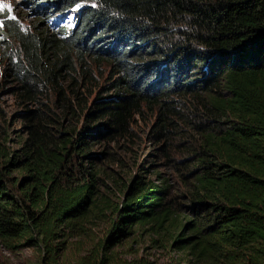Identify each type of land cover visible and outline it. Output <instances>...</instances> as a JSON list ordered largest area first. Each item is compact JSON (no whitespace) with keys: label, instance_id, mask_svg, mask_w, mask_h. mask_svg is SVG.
Returning <instances> with one entry per match:
<instances>
[{"label":"trees","instance_id":"obj_1","mask_svg":"<svg viewBox=\"0 0 264 264\" xmlns=\"http://www.w3.org/2000/svg\"><path fill=\"white\" fill-rule=\"evenodd\" d=\"M26 1L37 20L0 31V242L36 264H157L117 251L144 241L264 264V0H50L77 6L56 29Z\"/></svg>","mask_w":264,"mask_h":264},{"label":"rangeland","instance_id":"obj_2","mask_svg":"<svg viewBox=\"0 0 264 264\" xmlns=\"http://www.w3.org/2000/svg\"><path fill=\"white\" fill-rule=\"evenodd\" d=\"M44 4L48 9V16L43 17L42 20L48 24L50 28L56 29L60 25L70 26L72 20L77 10V6L69 7L66 10L59 11V9L53 6L52 1L49 0H38ZM54 2V1H53ZM38 13L35 11L31 4L27 3L26 0H0V31L2 27V21L5 18L13 19L15 22L27 28L32 25L37 20ZM0 39L2 35L0 34ZM4 49L0 45V106L6 110L11 111L16 107L13 75L8 69V60L6 54H4ZM96 148V147H95ZM99 146L94 149V151H99ZM109 164L107 161H102V165L105 166ZM112 165H110L111 167ZM113 199H116V196L112 195ZM104 229V225L94 226L93 230L96 235H100ZM144 250H140L135 253H127L128 248L125 244L120 243L117 247V251L122 255V257H133L143 254L148 256L150 260H153L157 264H175L179 260L178 254L174 252H169L164 248H153L150 246L148 241L143 242ZM132 249L138 247L134 241L130 246ZM38 258V249L36 247H18L14 250L7 249L0 242V264H36ZM179 264H184L180 262Z\"/></svg>","mask_w":264,"mask_h":264}]
</instances>
